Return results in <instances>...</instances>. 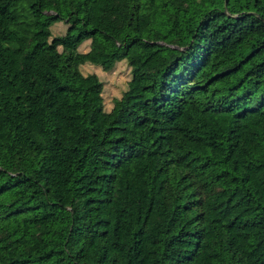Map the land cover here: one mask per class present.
Returning <instances> with one entry per match:
<instances>
[{
  "label": "trees",
  "instance_id": "trees-1",
  "mask_svg": "<svg viewBox=\"0 0 264 264\" xmlns=\"http://www.w3.org/2000/svg\"><path fill=\"white\" fill-rule=\"evenodd\" d=\"M0 264H264V0H0Z\"/></svg>",
  "mask_w": 264,
  "mask_h": 264
},
{
  "label": "rangeland",
  "instance_id": "rangeland-1",
  "mask_svg": "<svg viewBox=\"0 0 264 264\" xmlns=\"http://www.w3.org/2000/svg\"><path fill=\"white\" fill-rule=\"evenodd\" d=\"M66 25L60 22L54 23L50 30L53 35H61L65 32ZM87 43L79 45L78 50L84 51ZM84 74H96L102 83L103 87V109L109 110L112 106V99L118 98L125 90L128 79L130 78V67L127 62L118 61L109 70H104L101 67H96L90 64H85L81 67Z\"/></svg>",
  "mask_w": 264,
  "mask_h": 264
}]
</instances>
